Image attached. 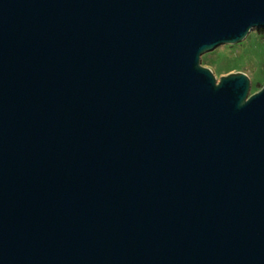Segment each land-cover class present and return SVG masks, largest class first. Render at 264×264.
Segmentation results:
<instances>
[{
	"label": "water",
	"instance_id": "water-1",
	"mask_svg": "<svg viewBox=\"0 0 264 264\" xmlns=\"http://www.w3.org/2000/svg\"><path fill=\"white\" fill-rule=\"evenodd\" d=\"M264 0H0V264H264V87L201 65Z\"/></svg>",
	"mask_w": 264,
	"mask_h": 264
},
{
	"label": "rangeland",
	"instance_id": "rangeland-1",
	"mask_svg": "<svg viewBox=\"0 0 264 264\" xmlns=\"http://www.w3.org/2000/svg\"><path fill=\"white\" fill-rule=\"evenodd\" d=\"M201 65L210 69L217 80L244 73L251 81L250 95L264 87V30L253 29L240 43L221 45L204 53Z\"/></svg>",
	"mask_w": 264,
	"mask_h": 264
}]
</instances>
